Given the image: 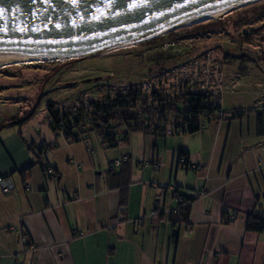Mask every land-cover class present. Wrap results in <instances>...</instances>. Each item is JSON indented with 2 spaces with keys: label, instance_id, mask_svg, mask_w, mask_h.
<instances>
[{
  "label": "crops",
  "instance_id": "1",
  "mask_svg": "<svg viewBox=\"0 0 264 264\" xmlns=\"http://www.w3.org/2000/svg\"><path fill=\"white\" fill-rule=\"evenodd\" d=\"M257 112L188 134L136 132L113 148L92 133L93 153L27 122L3 128L0 176L15 189L0 186V264H264V231L247 229L250 214L264 217ZM161 184L194 198L187 221L173 223L182 206Z\"/></svg>",
  "mask_w": 264,
  "mask_h": 264
},
{
  "label": "rangeland",
  "instance_id": "2",
  "mask_svg": "<svg viewBox=\"0 0 264 264\" xmlns=\"http://www.w3.org/2000/svg\"><path fill=\"white\" fill-rule=\"evenodd\" d=\"M205 52H213L221 62L223 112L263 110L264 0H260L221 20L180 27L129 51L0 68V121L29 117V131L50 136L54 131L49 103L70 109L82 96L100 100L109 87L134 86Z\"/></svg>",
  "mask_w": 264,
  "mask_h": 264
},
{
  "label": "water",
  "instance_id": "3",
  "mask_svg": "<svg viewBox=\"0 0 264 264\" xmlns=\"http://www.w3.org/2000/svg\"><path fill=\"white\" fill-rule=\"evenodd\" d=\"M254 0H0V56L87 54L164 36Z\"/></svg>",
  "mask_w": 264,
  "mask_h": 264
},
{
  "label": "built area",
  "instance_id": "4",
  "mask_svg": "<svg viewBox=\"0 0 264 264\" xmlns=\"http://www.w3.org/2000/svg\"><path fill=\"white\" fill-rule=\"evenodd\" d=\"M174 45V44H173ZM224 86V74L222 72L221 62L214 57L213 52H205L190 59L176 69H167L160 74H156L150 79H146L142 83L128 87H109L102 99H92L82 96L76 102L74 107L60 108L70 112V115L60 120L56 125L59 129L58 136L66 138L69 121L79 114L92 113L94 109L93 102H102L105 105H114L120 96H126L130 93L136 97L135 106L132 108L134 116L137 118L139 125L148 127L149 132L153 134L155 129L154 123L159 121L158 128L161 130V136H172L183 133L187 128L185 118L197 117L193 122L196 128L202 129L209 123L216 120H223L226 115L222 109V90ZM81 114V115H82ZM90 117H85L83 122L72 127L75 132H82L90 128ZM50 123L54 119L49 117ZM89 121V122H87ZM86 122V123H85ZM111 123V121H110ZM101 124V123H100ZM102 127V125H100ZM140 126V127H141ZM80 142H83L90 153L94 152V147L90 142V137L80 135ZM115 141L120 142L121 137L117 136ZM131 160L129 155H125L113 162V167L120 166L124 162ZM146 160H139L140 164H145ZM182 163H186L185 157L181 158ZM151 163L155 169H158L160 162L153 161ZM147 163V164H148ZM0 186L4 194H11L15 189L12 180L0 176ZM159 189L164 195L169 192L175 197L177 203L181 206H189L192 202L185 196L179 194V188L175 184H161ZM203 192L198 197L203 196ZM236 216L231 215L230 220H235ZM23 237L24 243L28 242Z\"/></svg>",
  "mask_w": 264,
  "mask_h": 264
},
{
  "label": "trees",
  "instance_id": "5",
  "mask_svg": "<svg viewBox=\"0 0 264 264\" xmlns=\"http://www.w3.org/2000/svg\"><path fill=\"white\" fill-rule=\"evenodd\" d=\"M136 97L133 93H130L126 96H120L114 105H105L102 102H93L94 109L92 113L90 112L87 116L84 114H79L77 117H74L71 121H69L68 131H66V138L71 142H80V135L82 134L84 138L90 137L92 133H97L99 138L102 141V144L107 147H117L121 142L127 141L131 134L136 132H144L150 133L148 127H144L139 125L137 118L134 116L132 112V108L135 106ZM48 112L50 116L54 119L53 123H50L52 130L58 134L59 129L56 125L60 122V120L67 118L70 115V112L65 110H61L57 107V104L51 102L47 106ZM244 115V112L238 111L232 113L230 118H240ZM85 117H90L91 121L89 124L90 128L84 131L75 132L72 129L74 124H79L81 121L85 119ZM29 118H19V116H14L9 119H6L0 122V132L3 128L9 125H23ZM197 120V117L194 116L192 119L185 118V123L187 128L183 130L184 134L194 133L199 131V128H196L193 125V122ZM111 121V123H110ZM86 123V122H85ZM101 123V124H100ZM159 121L155 122L154 125L156 126L153 130V134L161 136V130L157 127ZM102 125V127L100 126ZM141 126V127H140ZM257 132L259 136L264 137V109L257 112ZM117 136L121 137V141H115ZM32 147V146H31ZM38 147V148H37ZM37 156L41 158L43 148L37 146ZM49 148V146H48ZM44 152V151H43ZM40 154V155H39ZM41 166L45 172L49 171L42 160H39ZM188 198V197H186ZM191 202L194 198H188ZM189 210L190 206L181 207L178 213H173L174 218L173 223L176 224L177 221H187L189 217ZM247 229L250 231L255 232H263L264 231V217L258 214H250L247 220Z\"/></svg>",
  "mask_w": 264,
  "mask_h": 264
},
{
  "label": "bare ground",
  "instance_id": "6",
  "mask_svg": "<svg viewBox=\"0 0 264 264\" xmlns=\"http://www.w3.org/2000/svg\"><path fill=\"white\" fill-rule=\"evenodd\" d=\"M259 1L260 0L233 3L231 5L225 6L218 10L192 18L188 20L187 22H185V24L182 27L194 25V24L204 22V21H209V20H221L224 17L230 15L231 13H234L235 11L241 8L253 5ZM153 39H149V40H153ZM149 40H143L140 43L146 42ZM137 44L139 43H129V44L121 45V46H116L113 48H108L102 51L97 56H106V55L121 53L124 51H129L135 48ZM86 55L87 54L85 53L63 54V55H30V54L5 55V56H0V68H9L13 65H31L35 63H44V62L78 61V60H82L84 57H86Z\"/></svg>",
  "mask_w": 264,
  "mask_h": 264
}]
</instances>
